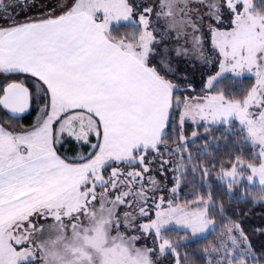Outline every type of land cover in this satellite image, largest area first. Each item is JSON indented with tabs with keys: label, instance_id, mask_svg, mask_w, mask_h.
I'll return each mask as SVG.
<instances>
[{
	"label": "snow or ice",
	"instance_id": "obj_1",
	"mask_svg": "<svg viewBox=\"0 0 264 264\" xmlns=\"http://www.w3.org/2000/svg\"><path fill=\"white\" fill-rule=\"evenodd\" d=\"M0 264H264V0H0Z\"/></svg>",
	"mask_w": 264,
	"mask_h": 264
},
{
	"label": "trees",
	"instance_id": "obj_2",
	"mask_svg": "<svg viewBox=\"0 0 264 264\" xmlns=\"http://www.w3.org/2000/svg\"><path fill=\"white\" fill-rule=\"evenodd\" d=\"M257 15H259V13H257ZM249 83H250V81H244L242 84H238V85L236 86V88H237V90H239L240 88L246 87ZM224 86H225L226 89H227V87H228V81H225V82H224ZM220 132L222 133V132H223V129H220ZM249 218H253V219H255V218H257V217H254L253 214L251 213V211L249 210ZM257 242H259V241H257Z\"/></svg>",
	"mask_w": 264,
	"mask_h": 264
},
{
	"label": "rangeland",
	"instance_id": "obj_3",
	"mask_svg": "<svg viewBox=\"0 0 264 264\" xmlns=\"http://www.w3.org/2000/svg\"><path fill=\"white\" fill-rule=\"evenodd\" d=\"M247 43L250 48H255L256 46L254 41L248 40Z\"/></svg>",
	"mask_w": 264,
	"mask_h": 264
}]
</instances>
